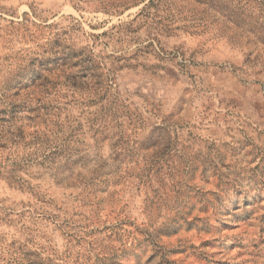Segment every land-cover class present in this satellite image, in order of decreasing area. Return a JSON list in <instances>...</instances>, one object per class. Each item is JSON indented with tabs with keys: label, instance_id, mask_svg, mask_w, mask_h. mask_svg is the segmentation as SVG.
I'll use <instances>...</instances> for the list:
<instances>
[{
	"label": "rangeland",
	"instance_id": "1",
	"mask_svg": "<svg viewBox=\"0 0 264 264\" xmlns=\"http://www.w3.org/2000/svg\"><path fill=\"white\" fill-rule=\"evenodd\" d=\"M0 264H264V0H0Z\"/></svg>",
	"mask_w": 264,
	"mask_h": 264
},
{
	"label": "trees",
	"instance_id": "2",
	"mask_svg": "<svg viewBox=\"0 0 264 264\" xmlns=\"http://www.w3.org/2000/svg\"><path fill=\"white\" fill-rule=\"evenodd\" d=\"M155 1H160V0H149V3H150V4H154ZM55 150H56V149H55Z\"/></svg>",
	"mask_w": 264,
	"mask_h": 264
}]
</instances>
